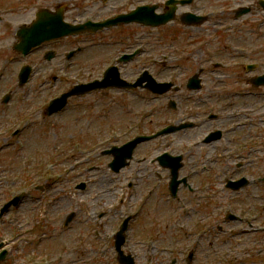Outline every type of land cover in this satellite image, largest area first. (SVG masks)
Masks as SVG:
<instances>
[{
	"label": "rangeland",
	"instance_id": "rangeland-1",
	"mask_svg": "<svg viewBox=\"0 0 264 264\" xmlns=\"http://www.w3.org/2000/svg\"><path fill=\"white\" fill-rule=\"evenodd\" d=\"M73 1L79 5L80 0ZM1 2L14 13L8 14V21L0 22V207L19 192L25 191L26 197L0 218V241L8 240V252L0 264H120L113 234L128 215L132 219L123 248L135 255L136 264H247L244 259L258 254L257 246L264 241V181L249 179V185L233 191L225 187L226 179H218L219 166L224 169L227 158L239 175L254 178L264 174V109L258 110L264 100L247 99L249 110L245 111V98L234 96L250 92L243 75L264 71V9L256 0H197L198 12L211 14V20L199 28L172 27L173 23L157 28L135 25L134 32L148 39L145 57L149 66L157 63L152 70L181 85L180 91L163 95L97 92L71 99L65 110L50 118L42 112L44 104L69 87L83 70L99 68L97 45L73 63L66 62L67 71L55 64L57 60H43L47 48L33 53L31 60L28 58L35 66L31 79L19 87L17 74L25 59L10 48L14 29L44 0ZM21 2L24 19L17 21L16 8ZM241 6L252 9L236 17ZM70 42L71 46L69 41L58 45L59 50L79 44L75 39ZM255 60L260 67L246 73L243 63ZM215 62L223 63V68L214 69ZM201 67L206 70L203 88L192 92L185 86L187 79ZM52 74L59 79L52 81ZM6 91L14 97L4 105L1 98ZM118 99L129 101V115L117 107L105 113ZM170 99L177 101L176 109L168 106ZM223 107L222 126L232 130L231 141L202 143L208 124H216V119L208 118L209 110L218 112ZM232 111L238 116H229ZM182 120H192L198 127L141 145L135 161L146 155L149 160L145 163L133 160L129 167L113 173L108 167L111 158L100 154L137 133H152ZM17 128L21 133L14 136ZM251 131H257V136ZM225 144L227 151L223 150ZM165 150L185 154L187 166L182 173L192 174L203 162L212 167V179H201L197 173L193 175L199 179H191L195 187L210 186L205 203L208 209L202 214L195 204L196 194L190 193L195 202L190 203L184 196L173 200L164 193L169 172L151 163L150 158ZM213 159L216 164L210 162ZM240 159L246 165L237 168ZM139 168L143 169L140 173ZM45 180L51 183L50 189H37ZM81 181L87 183L85 190L76 188ZM131 181L133 186L129 187ZM149 190L156 192L149 194ZM183 202L189 206L182 207ZM227 209L239 218L227 221ZM71 211H76V218L64 227ZM207 211L212 213L214 224L209 223L207 231L204 227L199 230ZM190 227L193 233L189 234ZM190 250L196 252L188 263Z\"/></svg>",
	"mask_w": 264,
	"mask_h": 264
},
{
	"label": "flooded vegetation",
	"instance_id": "flooded-vegetation-1",
	"mask_svg": "<svg viewBox=\"0 0 264 264\" xmlns=\"http://www.w3.org/2000/svg\"><path fill=\"white\" fill-rule=\"evenodd\" d=\"M154 1L155 2H153V0H80L79 5H78V1H73V0H44V2H42L41 4H39L38 6L34 8L33 15L29 16L27 20L25 21L23 20L24 19L23 11L19 10L23 6V2H21L16 8L18 10V13H17L18 18L17 17L16 18H17V21L23 20L19 24V27H20L25 23H29L33 20H36L35 19L36 14L42 8L49 9V11L54 15V18L60 16L62 17L64 22H68V23L78 22L77 21L78 18L80 19V21H83L87 19L88 17H91L93 20L103 22V21L112 19L120 14H127L138 5H146V4L150 5L152 3H155L156 5H158L157 12L166 11L167 9L165 5L166 0H154ZM194 3H195V0L191 2L192 5H194ZM182 8L183 7L181 6L177 10L179 17L184 11H194L193 9H189V8L182 9ZM9 9L10 8L7 7V4H3L2 2L0 3V22L6 21V20L8 21L7 19L8 14L14 13L13 9L10 12H9ZM84 16H85V19H84ZM173 24L182 26L181 23L179 22V18L176 21H174ZM135 25L136 23L134 22L122 23L116 26H111V27L100 29L93 36H90L89 34H84L82 36H79V38L81 39V43H84L85 45L88 43H91L94 39H96V45H97V50H98L97 58L99 62V68H97L95 72L91 69H89L88 71L83 70L81 73H79L78 79H80L81 81H90L92 79L101 77V74L103 72L102 70L103 67L108 66L111 61L113 62L115 60H118L121 54L131 53V51H133L137 47L138 44L142 46L140 54H138L137 56H134L133 58H130L129 60L118 62L117 65H118V70H119L121 77H123V79L125 80L133 81L135 80V78L137 77V75L142 69L150 67L148 64V60L145 57V50L149 44L148 39L145 35L136 34L134 32ZM143 28H148V26L143 27ZM16 31L17 29H14L15 39L17 38ZM66 41H69V46L72 45L70 42V36H67V37H62V38L53 40L51 42H48L47 44L49 46L46 47L42 45L39 47V49L44 50L45 48H47L46 50H53L52 52H50L52 53V55H54L52 60H57V63L55 64L66 69L68 67L65 64L68 59L67 51H71V47H69L68 49H64L63 51H60L58 47V45L64 44ZM12 49H13V43L11 44V50ZM86 49L87 47H84L80 51L86 52L87 51ZM45 51L42 54V56L45 54ZM138 57H141L140 63L136 62V59ZM160 62H163V64H165V60L160 61ZM98 71L99 72L102 71V72L98 73ZM203 74H204V70H203ZM242 77L245 80V82L248 84L249 76L243 75ZM250 88L253 90L255 89L252 86H250ZM253 90H248V91H253ZM257 91H259V89H257ZM122 93L125 94L126 92L123 91ZM234 96L238 98L239 100H241L240 98H244V96L241 95V93L239 92L235 93ZM257 98L259 99H257L256 102L260 100V96ZM211 103H215V102H211ZM242 110H246V108L244 107L242 108ZM220 111H218L219 113H216L217 116L212 118V119H216V124L212 122L208 124L210 127L207 133L215 129L221 130L220 137L216 140H213L211 143H217V142L222 141L223 139H225V141H231L229 138V133L232 132V130L227 129L222 126L223 125L222 122H224L225 120L223 119L225 117V114H224L225 107L221 108ZM231 115L238 116V114L235 113V111H232V113L229 114V116ZM197 127L198 125L195 124L194 127L189 128V129H195ZM251 132L254 134L257 133V131L255 132L251 131ZM224 146L225 147L223 148V150L227 151V144H225ZM241 146L244 147L243 145ZM239 155H240L239 157H242V158L245 157L243 154H239ZM145 160L146 159L144 157V159H141V161L139 162L143 163ZM213 163L216 164L215 159L213 160ZM224 163H225L224 169H221V167L219 166L218 179H238L244 176L243 174L239 175L238 170L232 169L230 165L231 164L230 158H227L224 161ZM236 164H237V168H240V167L242 168L246 165V163H244V160L242 159H240L239 162H237ZM200 165L202 168L200 175H203V176L199 178L212 179L210 177V174L213 177V173H211L212 167H209L207 163H203ZM184 169L186 170V165H183L181 167L180 172H182ZM180 177L182 178L186 177V180L185 182H182L179 188V191L183 190V191H187L188 193H193L194 188H193V182L191 181V179H199V178H196V177L194 178V175L187 171L183 172L182 175H180ZM261 178L262 176L260 175L259 179ZM196 188L198 190L197 195H200V194L202 195L199 199L196 200L197 201L196 205H203L202 209H200V212L202 214L208 209L205 203L207 201V197H209L210 195V192H208V190H210V186L207 185V183H205L203 185V189L201 185H197ZM227 189L231 190L228 187ZM209 213L210 212L207 211L206 213L203 214V217H201V222H202L201 227H204L206 231L209 230V223L214 224L213 222L214 217L212 216V213L211 215H208ZM252 242H255V241H252ZM257 247H259L258 254H256L255 256L253 255V257L250 260L244 259V262H246L247 264H253L254 262L258 264H264V258L260 260V258L264 257L262 256V253L264 252V241H260V244ZM195 252L196 251H194V253ZM258 260L260 261L258 262Z\"/></svg>",
	"mask_w": 264,
	"mask_h": 264
},
{
	"label": "water",
	"instance_id": "water-1",
	"mask_svg": "<svg viewBox=\"0 0 264 264\" xmlns=\"http://www.w3.org/2000/svg\"><path fill=\"white\" fill-rule=\"evenodd\" d=\"M147 10L148 9L144 10L143 15H145V11H146V13H150ZM245 11H247V9H244L242 12H245ZM188 16H189V18L185 21L187 24H191L193 22H202L205 19V18H201V17L196 18L195 15H188ZM146 17H149V15L147 14ZM172 17H173V12L172 13L170 12L169 14H166L163 16L162 15L156 16L155 18L153 16L151 20H146L144 22H147L148 24L157 25V24L167 22ZM47 22L48 21L44 20V16H40L39 20H37V22L31 26V29H26L25 32L21 31L22 32L21 34L23 36V38H22L23 42L20 45L19 49L22 50L23 52L27 53L32 46L39 44L40 42H42L45 39H49L51 37L63 35L65 33L69 34V33L77 32L79 30H86V29H92V28H93V30H96L97 28H99V26H101L100 24H92L90 22H87L86 24H79L78 26H73L70 24L63 23L61 18H56V20L54 22H52L51 28H48V27L45 28L44 26L48 25ZM64 28H65V30H64ZM115 70H116V68H114V69L111 68L109 70V75H111V73ZM30 74H31V68L29 66L22 68V70L19 74L21 85L25 84L28 81ZM145 79L148 80V83L146 86L149 89H151L153 92L163 93V92H166L167 90L170 89V86H171L170 83H167V84L166 83H158L153 79V77H151L147 74H146V76H143L140 79L139 83L137 82L134 84H128L127 86L137 87ZM256 80L257 81L255 82V84H258V81L260 83H264V77L256 78ZM191 81H194V83L191 84L189 87L197 88L200 86L198 83L199 79H197L195 76L191 79ZM106 84H108V83L107 82H101V81H95L93 83L82 84V85L76 86L75 88H73L69 92H66V93L62 94L61 96L53 99L47 107V114L51 115L54 112H57L60 109H62L67 104L68 98L70 96H72L73 94H82V93L88 92V91L95 89V88H101V87L105 86ZM172 106H175V102H172ZM189 124L190 123H183L179 126L171 125V126L165 128L163 130V133H167V132L179 129V128L189 126ZM148 138H150V137H138L135 141L127 143L122 147L114 148L111 151L108 150L107 152L113 153L115 156V159L111 163V166L115 170H119L120 167H123L126 164H128L127 158L132 156L133 148L135 147V145L139 141H141L143 139H148ZM165 158H167V159H165ZM161 159H162L163 164L171 165L174 168V179H172L171 186H172L173 195H176V191L178 188L179 181L177 179H175V177L177 175V172H176L177 168L179 167V165H181V163L179 162L180 157L173 159V158H168L167 155H165V156L161 157ZM238 186L239 185H233L234 188H237ZM80 187L84 188L85 184L84 183L81 184ZM22 196L23 195L16 196L14 199H12L8 203H6L4 205V207L2 208L0 215H3L11 207V205H17L19 203L20 199L22 198ZM73 216H74V213L69 215V217L66 221V225L70 222V220L73 218ZM127 223H128V221L126 220L124 225L121 227V230L118 232V234L116 236V248H117L118 253H119V261L122 264H134L133 258L130 255H125L124 251L121 249V246L125 241V231L127 229ZM3 245H4V242H2L0 244V247H2ZM5 254H6V251H4L0 254V260L5 257Z\"/></svg>",
	"mask_w": 264,
	"mask_h": 264
}]
</instances>
